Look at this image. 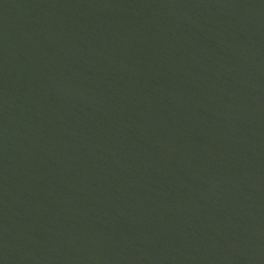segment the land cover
Returning a JSON list of instances; mask_svg holds the SVG:
<instances>
[{
  "label": "water",
  "instance_id": "water-1",
  "mask_svg": "<svg viewBox=\"0 0 264 264\" xmlns=\"http://www.w3.org/2000/svg\"><path fill=\"white\" fill-rule=\"evenodd\" d=\"M0 264H264V0H0Z\"/></svg>",
  "mask_w": 264,
  "mask_h": 264
}]
</instances>
